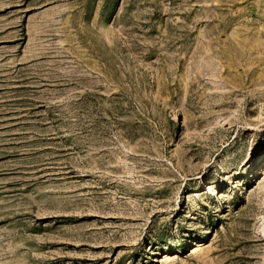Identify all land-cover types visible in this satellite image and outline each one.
Returning a JSON list of instances; mask_svg holds the SVG:
<instances>
[{"label": "rangeland", "instance_id": "obj_1", "mask_svg": "<svg viewBox=\"0 0 264 264\" xmlns=\"http://www.w3.org/2000/svg\"><path fill=\"white\" fill-rule=\"evenodd\" d=\"M0 264H264V0H0Z\"/></svg>", "mask_w": 264, "mask_h": 264}]
</instances>
